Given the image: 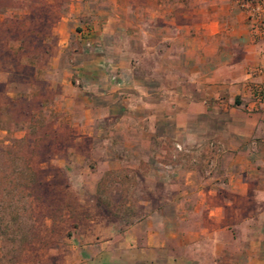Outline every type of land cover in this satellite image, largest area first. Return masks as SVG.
<instances>
[{"label":"crops","instance_id":"obj_1","mask_svg":"<svg viewBox=\"0 0 264 264\" xmlns=\"http://www.w3.org/2000/svg\"><path fill=\"white\" fill-rule=\"evenodd\" d=\"M73 17L57 33L81 23L75 37L91 43L84 73L73 71L91 121L130 109L137 129L162 121L179 146L211 149L207 178L170 186L169 212L94 237L79 263L264 264V106L246 110L264 90V18L254 24L234 0H91Z\"/></svg>","mask_w":264,"mask_h":264},{"label":"rangeland","instance_id":"obj_2","mask_svg":"<svg viewBox=\"0 0 264 264\" xmlns=\"http://www.w3.org/2000/svg\"><path fill=\"white\" fill-rule=\"evenodd\" d=\"M90 2L0 0V220L12 224L0 264H80L82 245L169 212L179 195L170 186L211 168L210 146H179L162 121L152 133L130 109L84 113L73 71L84 73L90 48L75 37L81 23H66L65 39L57 30ZM16 231L31 243L12 242Z\"/></svg>","mask_w":264,"mask_h":264},{"label":"built area","instance_id":"obj_3","mask_svg":"<svg viewBox=\"0 0 264 264\" xmlns=\"http://www.w3.org/2000/svg\"><path fill=\"white\" fill-rule=\"evenodd\" d=\"M234 3L241 9L254 24H261L264 18V0H234ZM258 34L264 36V29L258 28ZM86 47H91V43L87 42ZM261 69L254 70L255 74H260ZM259 106H264V90L254 94V101L251 105L247 106L248 113H252Z\"/></svg>","mask_w":264,"mask_h":264},{"label":"trees","instance_id":"obj_4","mask_svg":"<svg viewBox=\"0 0 264 264\" xmlns=\"http://www.w3.org/2000/svg\"><path fill=\"white\" fill-rule=\"evenodd\" d=\"M11 225L10 224L7 225V223L4 224V222L0 220V242L1 243L7 242ZM15 234H16V237L12 240V242H14L15 244L19 246L22 244H30L32 241V239L30 238L31 235L26 239V234H23V233L19 234V231H16ZM16 260L17 259H15V261Z\"/></svg>","mask_w":264,"mask_h":264}]
</instances>
